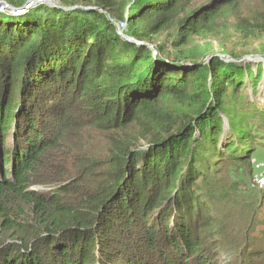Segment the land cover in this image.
Masks as SVG:
<instances>
[{"label":"trees","instance_id":"1","mask_svg":"<svg viewBox=\"0 0 264 264\" xmlns=\"http://www.w3.org/2000/svg\"><path fill=\"white\" fill-rule=\"evenodd\" d=\"M59 1L68 9L0 14V264H218L197 165L206 143L216 148L224 93L243 85L247 65L198 61L186 44L236 0ZM120 21L139 43L119 34ZM235 27L259 35L264 18ZM171 30L172 56L150 38ZM171 97L184 112H151ZM133 125L144 150L126 138ZM54 165L56 188L30 190ZM7 192L31 211H9ZM234 259L264 264V240Z\"/></svg>","mask_w":264,"mask_h":264},{"label":"rangeland","instance_id":"2","mask_svg":"<svg viewBox=\"0 0 264 264\" xmlns=\"http://www.w3.org/2000/svg\"><path fill=\"white\" fill-rule=\"evenodd\" d=\"M53 2L60 3L59 0ZM6 4L7 1L0 0V14L18 16L24 13L6 7ZM40 4L32 8L44 12ZM127 8L128 4L124 14ZM244 17L250 22L263 19L264 5L259 0H236L225 6L214 18L211 32L201 36L193 35L186 44L193 53L191 57L198 61L208 62L212 56H220L226 61L231 57L232 62H235V58L239 57L237 62L247 65L241 75L240 83L243 85L236 90L229 85L224 93L225 108L219 111L222 130L215 142L216 148L206 143L201 149L202 163L197 165L202 164L201 170L205 169L196 185L198 198L203 200L205 206L199 217L206 222L204 227H211L210 232L207 229V233L203 234L218 264L235 263V254L244 245L264 240V30L259 35L242 33L235 26ZM121 32L126 35L125 29ZM170 32L168 36L163 32L151 35L150 38L155 44H163L165 52L172 56L167 44L175 33L173 30ZM187 105L171 97L161 100L152 107L151 112L157 115L169 110L184 112ZM239 130L248 134L239 137ZM135 137H138V128L133 125L127 129L126 138L133 141L134 147L144 150L146 140H135ZM96 143H100L99 140ZM102 151L103 145L100 143L98 156ZM60 169L57 165L40 169L37 177L40 183L29 189L44 194L52 192L60 178ZM2 203L9 211H18L20 214L31 211L29 205L17 200L11 192L4 195ZM209 222H212L211 226H208Z\"/></svg>","mask_w":264,"mask_h":264},{"label":"built area","instance_id":"3","mask_svg":"<svg viewBox=\"0 0 264 264\" xmlns=\"http://www.w3.org/2000/svg\"><path fill=\"white\" fill-rule=\"evenodd\" d=\"M38 3H40V1H37V0H27V2L24 3V6H23L22 9H18L16 7H11L10 4H6L5 6L6 7H9V8H12V9H18L17 11L21 10L22 12L23 11L26 12L27 10L30 9V7L32 8V6H35ZM116 26H117L118 32H121L122 30L125 29L126 22L125 21H120V22L116 23Z\"/></svg>","mask_w":264,"mask_h":264},{"label":"water","instance_id":"4","mask_svg":"<svg viewBox=\"0 0 264 264\" xmlns=\"http://www.w3.org/2000/svg\"><path fill=\"white\" fill-rule=\"evenodd\" d=\"M37 1H40V3H42V4H47V5H50V6H57V7H60V6H58L57 4H55V3L53 2V0H37ZM25 2H27V0H26ZM23 6H24V4L21 5L20 7H16V8H18V9H22ZM74 7H76V6L69 7V8H74ZM60 8H66V7H60ZM66 9H68V8H66ZM119 34H121V35H122L125 39H127V40H130V41H133V42L139 43L138 41H136V40H135L133 37H131V36L123 35L122 32H119Z\"/></svg>","mask_w":264,"mask_h":264}]
</instances>
